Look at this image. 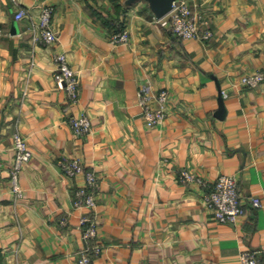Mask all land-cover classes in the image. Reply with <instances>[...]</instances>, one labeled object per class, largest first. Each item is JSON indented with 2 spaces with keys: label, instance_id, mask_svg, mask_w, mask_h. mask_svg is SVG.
Here are the masks:
<instances>
[{
  "label": "crops",
  "instance_id": "0c3cea01",
  "mask_svg": "<svg viewBox=\"0 0 264 264\" xmlns=\"http://www.w3.org/2000/svg\"><path fill=\"white\" fill-rule=\"evenodd\" d=\"M125 1L0 0V264H76L81 210L72 191L85 178L65 175L61 157L80 158L97 176L102 250L90 264H240L250 248L264 264V80L240 82L264 70V0H189L213 32L204 41L176 36L145 0ZM46 4L57 34L49 44L30 29ZM20 7L30 16L16 19ZM118 20L126 43L110 41ZM58 50L79 75L76 104L53 79ZM141 86L168 90L167 116L155 127L137 103ZM81 110L93 126L85 136L67 121ZM14 131L32 150L21 196L7 173ZM182 168L207 182L235 176L244 214L216 220L206 188L178 179Z\"/></svg>",
  "mask_w": 264,
  "mask_h": 264
},
{
  "label": "built area",
  "instance_id": "2783aa9c",
  "mask_svg": "<svg viewBox=\"0 0 264 264\" xmlns=\"http://www.w3.org/2000/svg\"><path fill=\"white\" fill-rule=\"evenodd\" d=\"M53 6L46 4L41 6L35 20H32L30 29L32 38L45 44L57 40V34L52 23ZM30 16L28 8L20 7L15 13L16 19ZM162 24H167L172 32L179 38H194L208 40L213 32L207 25V20L198 10H193L189 0H174L171 10L163 17L157 18ZM1 33V29H0ZM129 31L126 28L113 30L110 34L112 43H126L129 40ZM53 79L55 83L64 89L68 104H76L80 96V80L67 58L64 50H58L53 55ZM264 80V70H255L244 74L240 78L242 85L255 87ZM169 93L166 88L157 91H150L147 87L141 86L137 91V103L142 109V116L148 127H155L160 124L168 113ZM67 121L74 133L78 136H85L92 130V121L85 110L78 113H68ZM12 145L14 155L8 165L7 173L10 187L16 196L22 195V188L19 183V172L27 163L32 150L26 138L19 132L12 133ZM58 165L62 172L70 177L83 173L85 183L77 186L72 191L73 207L80 209L77 227L81 232V248L78 250L76 264H90L92 256L102 250V243L97 239L96 220V194L94 188L97 182L96 173L86 169L78 157H61ZM3 165L0 162V174ZM180 181H194L206 188L203 195L205 206L212 212L213 217L219 222H236L244 214V200L238 190L237 178L230 174H220L211 182H207L199 174L188 168H182L177 175ZM254 207L262 204L261 199L254 195L249 198ZM65 217L61 219L65 223ZM260 250L244 249L240 253V264H257Z\"/></svg>",
  "mask_w": 264,
  "mask_h": 264
},
{
  "label": "water",
  "instance_id": "95a60500",
  "mask_svg": "<svg viewBox=\"0 0 264 264\" xmlns=\"http://www.w3.org/2000/svg\"><path fill=\"white\" fill-rule=\"evenodd\" d=\"M135 0H126L127 4ZM148 4L149 9L155 15V17L160 18L166 15L172 8L174 0H145ZM220 106L223 107L221 94L219 96Z\"/></svg>",
  "mask_w": 264,
  "mask_h": 264
},
{
  "label": "trees",
  "instance_id": "16d2710c",
  "mask_svg": "<svg viewBox=\"0 0 264 264\" xmlns=\"http://www.w3.org/2000/svg\"><path fill=\"white\" fill-rule=\"evenodd\" d=\"M113 24V30H118L121 29L123 27V24L120 20H118L117 22H111Z\"/></svg>",
  "mask_w": 264,
  "mask_h": 264
}]
</instances>
